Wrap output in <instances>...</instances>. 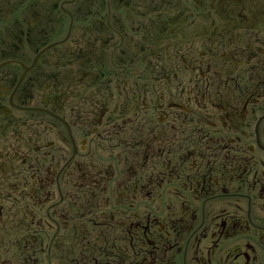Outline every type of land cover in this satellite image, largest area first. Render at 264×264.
<instances>
[{"label":"flooded vegetation","instance_id":"1","mask_svg":"<svg viewBox=\"0 0 264 264\" xmlns=\"http://www.w3.org/2000/svg\"><path fill=\"white\" fill-rule=\"evenodd\" d=\"M0 264H264V0H0Z\"/></svg>","mask_w":264,"mask_h":264}]
</instances>
